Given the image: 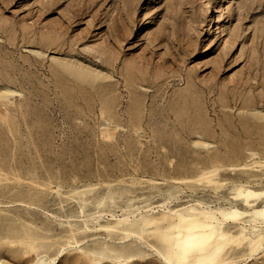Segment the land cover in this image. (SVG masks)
Segmentation results:
<instances>
[{
    "label": "rangeland",
    "instance_id": "obj_1",
    "mask_svg": "<svg viewBox=\"0 0 264 264\" xmlns=\"http://www.w3.org/2000/svg\"><path fill=\"white\" fill-rule=\"evenodd\" d=\"M203 208L264 264V0H0V264H203Z\"/></svg>",
    "mask_w": 264,
    "mask_h": 264
},
{
    "label": "bare ground",
    "instance_id": "obj_2",
    "mask_svg": "<svg viewBox=\"0 0 264 264\" xmlns=\"http://www.w3.org/2000/svg\"><path fill=\"white\" fill-rule=\"evenodd\" d=\"M213 27L211 26V29ZM199 214L200 216H196L192 212H176L178 226L185 229L181 237V242L184 244L183 252L193 254L197 261L203 264H216L222 257L221 252L225 244L223 241L224 233L218 230L216 224L221 223V220H225L227 215L204 208ZM217 214H219L221 220H219ZM229 214L230 217H233L236 212H230ZM254 242L256 245L254 250H257L261 244L258 240Z\"/></svg>",
    "mask_w": 264,
    "mask_h": 264
}]
</instances>
